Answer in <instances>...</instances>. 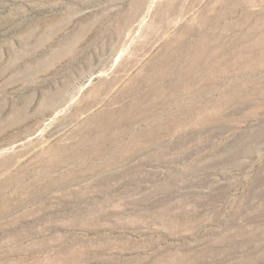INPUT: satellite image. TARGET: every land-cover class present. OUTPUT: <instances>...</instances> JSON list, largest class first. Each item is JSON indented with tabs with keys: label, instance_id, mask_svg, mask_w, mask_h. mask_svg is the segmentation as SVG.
Returning <instances> with one entry per match:
<instances>
[{
	"label": "rangeland",
	"instance_id": "rangeland-1",
	"mask_svg": "<svg viewBox=\"0 0 264 264\" xmlns=\"http://www.w3.org/2000/svg\"><path fill=\"white\" fill-rule=\"evenodd\" d=\"M0 264H264V0H0Z\"/></svg>",
	"mask_w": 264,
	"mask_h": 264
}]
</instances>
